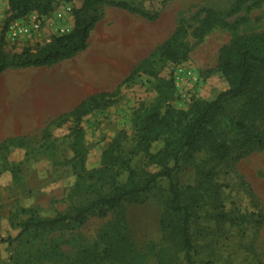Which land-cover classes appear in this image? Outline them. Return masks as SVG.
I'll use <instances>...</instances> for the list:
<instances>
[{"label":"rangeland","instance_id":"obj_1","mask_svg":"<svg viewBox=\"0 0 264 264\" xmlns=\"http://www.w3.org/2000/svg\"><path fill=\"white\" fill-rule=\"evenodd\" d=\"M64 1H38L30 15L53 20ZM108 2H126L152 18ZM70 4L73 31L77 11L81 18H101L87 49L51 67H12L0 76V143L14 137L27 142L25 148L0 155V264H187L177 243L163 235L170 197L167 179L159 180L137 202L93 215L83 225L20 235L17 225L32 214L52 219L96 196L93 191L83 195L76 190L77 170L71 162L76 123L52 125L66 113L40 105L34 111L35 106L23 100L24 94L33 80L60 82L69 71L77 73L80 93L114 92L183 20L189 31L182 40L188 59L176 64L157 60L155 69L160 79L175 82L170 104L176 111L189 110L194 101H213L229 89L228 80L214 72L221 49L238 35L264 32V0H108L87 11L85 0ZM203 9L220 12L230 23L246 22L232 31L217 26L198 40L193 33L203 19ZM10 17L9 0H0V42L3 39L7 59L25 49L36 54L47 46L32 49L9 41ZM157 96L153 86L139 80L132 88H123L116 105L82 120L87 169L100 166L102 153L122 131L129 138L126 149L134 147L136 113L142 106H152ZM238 122L247 129L241 130ZM214 124L206 142L186 153L175 172L179 187L199 202L192 223L195 264H264V70L257 72L242 97L224 102ZM214 143L231 147L226 161L215 159ZM164 146V141L155 142L151 152L157 154ZM132 167L141 172L158 169L143 154L133 158ZM221 213L229 215L226 221H220Z\"/></svg>","mask_w":264,"mask_h":264},{"label":"trees","instance_id":"obj_2","mask_svg":"<svg viewBox=\"0 0 264 264\" xmlns=\"http://www.w3.org/2000/svg\"><path fill=\"white\" fill-rule=\"evenodd\" d=\"M38 1L41 0H9L11 17L7 23L29 16L35 10V4ZM72 1L65 0L64 2L71 3ZM107 1L85 0L83 10H92L100 4H106ZM108 4L152 18L126 2H108ZM48 12L46 9L42 11L45 14ZM79 12H76V25L71 34L55 39L36 54L25 49L21 55H15L13 60H9L4 55L2 39L0 42V76L12 67H51L85 51L91 32L101 18H81ZM202 14H204L203 19L193 33L198 40H203L217 26L232 31L237 30L246 22L242 19L237 23H230L220 12L213 9H203ZM188 34L185 21L182 20L174 34L159 45L148 58L136 65L116 91L91 95L81 101L74 110L52 123L58 127L72 121L76 123L72 131L74 157L71 161L77 170L76 190L78 194L83 193V195L93 191L96 196L93 200L75 205L67 214H60L52 219H42L32 214L28 220L17 225L21 230L20 235L32 231L54 230L66 224L83 225L93 215H105L108 211L118 209L124 203L137 202L149 193L159 180L167 179L170 197L162 220L163 235L165 239L177 243L176 245L186 254L187 264H195L192 223L199 202L196 199H189L185 191L179 187L175 181V172L183 156L197 150L212 133L209 129L216 128L214 124L216 116L223 111L224 102L228 99L242 97L251 88L257 72L264 70V32L254 35H238L230 44L221 49L214 72L221 73L228 80L229 89L226 92L210 102L194 101L187 111H176L170 104L176 92L175 82L160 79L155 65L157 60L173 64L186 61L188 51L182 40ZM139 80H144L148 85L153 86L158 96L152 106H142L136 113L134 147L131 150L126 149L125 144L129 138L126 132L122 131L102 153L100 166L92 170L87 169V151L84 148L82 120L95 111L116 105L123 88H132ZM237 126L241 130L247 129L239 122ZM44 139H50L49 132L45 133ZM159 141H164L165 146L159 153L153 154L152 146ZM26 146L27 142L23 137L6 139L0 143V155H6L13 149ZM261 147H264V143H261ZM213 152L215 159L226 161L231 154V147L227 143H214ZM141 154L152 164H156L158 169L141 172L133 168V158ZM125 175L127 178L123 180ZM219 217L220 221H226L229 215L221 213Z\"/></svg>","mask_w":264,"mask_h":264},{"label":"built area","instance_id":"obj_3","mask_svg":"<svg viewBox=\"0 0 264 264\" xmlns=\"http://www.w3.org/2000/svg\"><path fill=\"white\" fill-rule=\"evenodd\" d=\"M74 8L63 3L53 15V20L37 14L14 20L7 32V38L13 43H24L35 49L51 44L55 39L73 32Z\"/></svg>","mask_w":264,"mask_h":264},{"label":"crops","instance_id":"obj_4","mask_svg":"<svg viewBox=\"0 0 264 264\" xmlns=\"http://www.w3.org/2000/svg\"><path fill=\"white\" fill-rule=\"evenodd\" d=\"M34 69L36 70L38 68ZM34 72L38 74V71ZM76 76L77 73L69 71L62 76V79L60 78L62 80L60 82L55 78L33 80L35 83H33L30 89L25 91L23 100H29L35 106L36 110L34 109V111H38V105H40L45 108L52 107L53 109H59L65 113L70 112L81 101L90 96L84 94V91L80 93V81Z\"/></svg>","mask_w":264,"mask_h":264}]
</instances>
